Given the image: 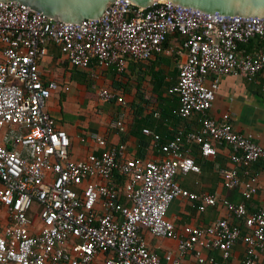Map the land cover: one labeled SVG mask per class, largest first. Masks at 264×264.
Segmentation results:
<instances>
[{
	"label": "built area",
	"instance_id": "obj_1",
	"mask_svg": "<svg viewBox=\"0 0 264 264\" xmlns=\"http://www.w3.org/2000/svg\"><path fill=\"white\" fill-rule=\"evenodd\" d=\"M183 38L186 50L178 81L170 89L179 101L177 116H198V128L177 132L159 150L160 161L129 157L126 146L101 147L84 159L70 158V138L46 109L59 84L45 78L39 64L48 46L59 49L72 67L125 69L127 60L145 61L163 52L170 34ZM264 42V19L224 17L159 3L135 7L116 0L98 20L70 26L14 2H0V264H181L190 254L198 264H215L204 252L218 251L228 260L237 241L245 245L242 264L264 256V208L249 210L258 192L250 174L264 148L237 133L230 123L208 115L217 79L209 74L259 78L264 93V52L246 53L253 39ZM103 102L124 105L122 96L100 89ZM124 132V115L109 124ZM144 135H150L147 129ZM154 144L160 137L153 135ZM187 145L203 157H215L217 146L229 148L231 168L218 171L226 190L240 187L239 171L247 176L242 201L233 203L210 193H193L178 176L200 173ZM175 199L187 200L203 213L219 207L226 216L202 225H185L180 234L167 216ZM40 213L28 216L32 205ZM38 219V221H36ZM142 230L156 239L177 240L176 255L148 248Z\"/></svg>",
	"mask_w": 264,
	"mask_h": 264
},
{
	"label": "crops",
	"instance_id": "obj_2",
	"mask_svg": "<svg viewBox=\"0 0 264 264\" xmlns=\"http://www.w3.org/2000/svg\"><path fill=\"white\" fill-rule=\"evenodd\" d=\"M182 43L180 35L170 34L164 42L162 53L145 61L129 59L122 72H117L114 68L72 67L66 63L58 48L48 46V53L39 67L45 78L59 84V89L47 100L46 109L55 126L68 134L71 159L79 161L89 153H99L101 147L93 139V136H97L103 138L107 146L124 144L129 157L157 162L164 158L159 144L170 141L177 132L198 128L196 114L186 119L177 116L178 97L169 92L176 85L180 65L185 60L186 50ZM240 49L246 53L264 52V42L256 38ZM214 79H217V90L208 115L218 122L230 123L237 133L264 148V93L260 87V79L209 74L206 85L210 86ZM100 89H108L122 96L124 105L101 101L98 98ZM69 113L75 114V119L65 124V115ZM121 114L124 115L126 130H111L109 124ZM144 129L149 130L150 135H144ZM153 135L160 137L158 144L153 143ZM186 147L199 164L200 173L178 176L177 180L182 188L197 194L210 193L233 203L242 201L241 191L245 188L247 176L240 170V187L226 190L218 173L220 169L232 167L228 147L217 146L215 157L201 156L196 145ZM250 174L257 177L259 189L253 199L247 202V208H264V163H255ZM177 200L169 205L166 217L175 225L178 234L185 225H207L227 215L219 207H208L200 213L187 200ZM173 203L174 211L169 214ZM3 216L1 223L5 222L6 217L4 214ZM141 235L150 250L159 255L166 251L176 255L177 240L156 239L146 230H142ZM245 250V245L237 241L228 260H223L216 250L203 254L205 257L212 256L215 264H242ZM103 259V256H98L93 264H103ZM181 264L198 263L188 254ZM256 264H264V256H260Z\"/></svg>",
	"mask_w": 264,
	"mask_h": 264
},
{
	"label": "water",
	"instance_id": "obj_3",
	"mask_svg": "<svg viewBox=\"0 0 264 264\" xmlns=\"http://www.w3.org/2000/svg\"><path fill=\"white\" fill-rule=\"evenodd\" d=\"M116 0H0L21 4L45 17L75 26L98 20ZM135 7L147 8L170 4L224 17H258L264 19V0H127Z\"/></svg>",
	"mask_w": 264,
	"mask_h": 264
},
{
	"label": "rangeland",
	"instance_id": "obj_4",
	"mask_svg": "<svg viewBox=\"0 0 264 264\" xmlns=\"http://www.w3.org/2000/svg\"><path fill=\"white\" fill-rule=\"evenodd\" d=\"M46 108H47V104H46ZM75 119V114L71 115L70 113L68 115H65V124H68V122L73 121ZM178 201L177 199L174 200V202ZM174 206L175 203H173L169 209V214L173 213L174 211ZM40 213V207L34 203L32 205V207L30 208L29 212H28V216L30 218H33L36 214L38 215ZM168 214V215H169ZM4 216L3 214H0V219H2ZM36 221H38V219H36Z\"/></svg>",
	"mask_w": 264,
	"mask_h": 264
},
{
	"label": "trees",
	"instance_id": "obj_5",
	"mask_svg": "<svg viewBox=\"0 0 264 264\" xmlns=\"http://www.w3.org/2000/svg\"><path fill=\"white\" fill-rule=\"evenodd\" d=\"M260 39V38H259ZM261 40V39H260ZM262 41V40H261ZM263 42V41H262ZM59 50V49H58Z\"/></svg>",
	"mask_w": 264,
	"mask_h": 264
}]
</instances>
